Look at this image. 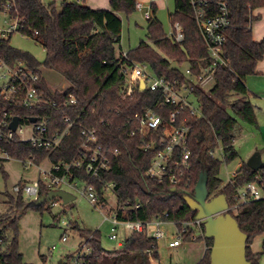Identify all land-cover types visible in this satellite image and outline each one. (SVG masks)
<instances>
[{"label": "trees", "instance_id": "obj_1", "mask_svg": "<svg viewBox=\"0 0 264 264\" xmlns=\"http://www.w3.org/2000/svg\"><path fill=\"white\" fill-rule=\"evenodd\" d=\"M5 1L0 0V4ZM221 1L227 3L230 19L222 47L226 64L216 66L214 81L208 89L194 91L202 116L189 119L191 169L188 185L182 184L172 191L166 182L147 177L153 152L144 150L140 136H130V132L137 128L134 115L145 107H154L155 94L136 90L132 97L121 99L120 93L127 69L133 63L146 64L156 76L166 78L180 75L186 67L197 73L199 67L210 63L190 0H174L173 11L168 14L171 26L177 23L181 27V43L173 42L164 33L153 4L151 18L146 20L147 40L140 41L125 56L117 53L122 28L118 14L131 15L135 11V0H109V9H91L84 5L85 0H9V16L18 19L28 35L38 32L37 42L42 45L45 58L39 63L29 53L13 48L11 36L0 39V58L9 64L24 62L39 76L37 88L50 101L60 104L72 95L76 103L68 107L43 106L25 110L0 98V116L7 110L25 123L30 116L45 117L53 130L65 126V117L74 123L70 135L52 152L38 150L29 142L15 139L11 142L0 140V155L18 161L33 155L38 165L45 160L69 162L78 156L82 144L80 127L95 126L99 128V143L116 149L117 155L99 179H91L81 170H72V179L92 183L100 199H103V186L113 184L112 191L119 203H139V208L128 212L131 219L142 222L162 219L177 226L194 220L196 212L186 205L183 197L193 196L202 172L207 173L209 198L224 194L228 206H232L236 191L254 182L264 169V164L254 170L242 162L237 176L225 183L220 178L221 165L235 160L238 155L233 146L238 123L257 126L254 107L248 100L246 78L256 74V66L264 57V41H254L251 30L252 23L260 19V15L253 13L264 8V0ZM41 67L61 76L68 87L51 91ZM101 121L104 125H100ZM218 148H221V155H212ZM3 161L0 158V163ZM50 191L41 185L38 198ZM2 195L6 201L5 211L0 213V264H23L18 244L19 219L27 211L40 214L49 211L59 200L37 205L36 201H27L21 193L4 192ZM229 213L247 236V261L259 264L264 255V242L260 253H253L250 245L256 236L264 237V199L241 205ZM73 229L84 238L77 250L83 244L88 249L82 256L83 264H150V260H159L157 242L144 234L131 233L120 248L107 251L101 245L99 231L83 230L75 224ZM202 229L204 231L203 226ZM202 240L205 252L195 264H210L212 240L204 236ZM72 257L67 256L61 264H71Z\"/></svg>", "mask_w": 264, "mask_h": 264}, {"label": "built area", "instance_id": "obj_2", "mask_svg": "<svg viewBox=\"0 0 264 264\" xmlns=\"http://www.w3.org/2000/svg\"><path fill=\"white\" fill-rule=\"evenodd\" d=\"M190 6L206 45L210 63L199 67L197 73H194L190 67H186L180 75L173 78L156 76L146 64L133 63L127 69L120 93L121 99L132 97L136 90L155 94L154 107H145L134 115L137 128L130 132V136L139 135L144 150L153 152L147 177L158 182H166L172 189L182 184L188 185L191 169L189 119L202 116L194 91L197 88L208 89L214 81L216 66L226 64L222 47L226 40L225 33L230 27L229 12L225 1L190 0ZM9 8V0L0 4V15L3 17L0 24V39L20 34L39 42L38 32L33 31L31 35L25 33L20 21L9 16ZM135 10L142 12L143 17L148 20L152 15V4L144 6L141 2L135 1ZM166 35L175 43H181L183 40L181 27L177 23L171 26ZM125 54L123 53V56ZM38 81L39 76L30 71L24 62L15 61L9 64L0 58V98L4 102L25 110H34L43 106L68 107L76 103L72 95H68V98L60 104L50 101L38 90ZM140 83L144 84L143 90H140ZM14 117L17 116L7 110L2 112L0 140L11 142L18 139L29 142L38 150L49 152L59 147L62 139L70 135L74 125L69 117H65L63 119L65 126L61 129L56 127L53 130L48 118L30 116L25 123L17 117L18 124L15 130H12L10 124ZM30 118H35V121L30 122ZM24 125L30 127V137L27 140L19 136L23 132L22 126ZM100 125H104L103 121ZM80 129L83 140L76 158L69 162L45 160L44 162L48 164V168L45 169L35 163V156L30 155L28 159L21 162L26 170L37 167L42 179L22 187L14 186L12 191L15 194L21 193L26 200L37 201L41 185L51 191H58L61 187L74 190L77 196L71 203L79 199L97 209L103 216V222L109 226L107 239L119 247L123 243L120 237L122 232L124 234H144L156 242L166 239V232L162 228L165 223H170L177 228L173 240L168 243L170 248L183 245L187 240L195 242L203 238V223L196 218L178 226L172 222H164L162 219L148 222L131 219L128 212L139 208V203L130 201L119 203L116 199L115 205L107 209V213L104 212L103 210L108 207L105 195L112 190L113 184L103 186L101 189L103 199H100L92 183L72 179V170H81L91 179H99L102 173L109 170L112 159L117 155V150L108 149L99 143L98 127H80ZM211 154L220 156L221 148ZM239 167L227 172V181L237 176ZM255 179L254 182H249L236 191L235 203L228 206V212H234L239 206L249 202L264 199V169L256 175ZM163 217H167V214ZM61 241H66V234L62 236ZM87 253L88 249L83 244L80 250L73 254L71 264H83L82 256Z\"/></svg>", "mask_w": 264, "mask_h": 264}, {"label": "rangeland", "instance_id": "obj_3", "mask_svg": "<svg viewBox=\"0 0 264 264\" xmlns=\"http://www.w3.org/2000/svg\"><path fill=\"white\" fill-rule=\"evenodd\" d=\"M49 1L44 0V2ZM135 1L141 2L144 6L155 2V0ZM156 1L158 2V0ZM165 1L159 0L155 16L161 23L164 33L167 34L171 29L168 14L173 11L174 0ZM85 3L97 7V9H109V0H85ZM260 13V19L252 24V34L256 40L264 41V8L261 9ZM118 16L122 22L120 42L117 45V53L119 54L135 48L140 41H146L147 39L146 19L143 17L142 12L135 10L129 16L123 13H119ZM2 19L3 17L0 15V24ZM10 45L15 49L29 53L39 63H42L45 58V51L40 43L20 34L11 36ZM40 70L51 91H61L68 87V83L58 74L43 67ZM246 86L249 91L248 100L255 109L257 126L242 122L238 123L233 144L238 155L235 160L221 165L220 178L224 183L226 182L227 172L235 170L238 162H246L255 150L262 152V158L264 159V58L258 63L257 73L246 78ZM22 129L23 132L19 136L25 140L29 139V125L22 126ZM217 157H219L218 154ZM0 158L4 159L0 163V213H3L6 198L2 193L16 195L12 191L14 186L22 187L26 184H32L38 179H42V177L39 175L37 167L26 170L21 161L8 159L3 155H0ZM40 167L47 169V162H42ZM60 190L68 192L74 197L77 196L75 191L69 188L61 187ZM105 198L108 207L103 210L104 212L114 206L116 202V196L112 190L107 192ZM74 224L83 230L99 231L100 242L105 250L118 249L115 243L107 239L109 226L103 222V216L97 209L79 199L66 207L58 201L51 206L49 211H44L41 214L27 211L19 219L18 244L23 254V264H57L59 261H66L67 256H72L79 243L84 240L78 231L73 229ZM173 229L171 226H163L165 232L169 231L170 233ZM64 234H66V241L62 242L61 238ZM126 235L123 232L120 233L122 238ZM263 242V236H256L251 244L258 247V253H260L263 251ZM157 243L159 253L157 264H183V260L188 257V254L183 251L176 254L165 248L164 240ZM53 247L55 249L52 250ZM42 258L45 260L43 261Z\"/></svg>", "mask_w": 264, "mask_h": 264}, {"label": "water", "instance_id": "obj_4", "mask_svg": "<svg viewBox=\"0 0 264 264\" xmlns=\"http://www.w3.org/2000/svg\"><path fill=\"white\" fill-rule=\"evenodd\" d=\"M144 84L140 83V90ZM35 118H30L34 122ZM18 118L14 117L10 128L15 130ZM247 165L256 170L261 166L258 155H253ZM207 173H200L194 187L192 197H183L186 205L196 212V219L201 220L204 228V238L212 240L210 248V264H250L246 259L247 236L240 230L237 221L228 212V203L224 194L209 198L207 191ZM175 191V189H172ZM58 199L62 205H67L74 200V196L68 192L58 190L50 191L46 196L37 199L40 205ZM29 201V200H27Z\"/></svg>", "mask_w": 264, "mask_h": 264}, {"label": "crops", "instance_id": "obj_5", "mask_svg": "<svg viewBox=\"0 0 264 264\" xmlns=\"http://www.w3.org/2000/svg\"><path fill=\"white\" fill-rule=\"evenodd\" d=\"M164 2H166V1L164 0ZM157 3H159V0H158V2L156 0H155V2H152V5L154 4L156 9H158ZM84 5L89 7V8H91V9H97V7H92V6H90V5L86 4V3ZM261 9H263V8H259V9L255 10L253 14L254 15H260V17H261V13H260ZM251 30H252V25H251ZM252 36H253V34H252ZM253 39L256 42H260V41L256 40L254 37H253ZM123 53H126V52H123ZM257 69H258V64L256 66V73H257ZM255 116H256V114H255ZM253 155H258L259 158H260L261 165L264 164V159L262 158V152H259V151L255 150V152H253V154L250 156V158ZM248 160L245 162L246 164H247ZM241 164H242V161L238 162V164L236 165L235 169H237L239 166H241ZM226 181H227V178H226ZM163 226H169V227L171 226V227L174 228L173 231H171L170 233H169V231L166 232L167 237H166V239H164L165 248H167L170 251H173L176 254H178L179 251H183V252H185V254H188V257L183 260V264H195L202 258L203 254L205 252V245H204V241L202 239H198L195 242H190V241L187 240L183 245L177 246L175 248H170L168 246V243L173 240V237H174V235L176 233V229L177 228L174 225L170 224V223H165ZM163 226H162V228H163ZM128 236H129V234H127L124 238H122V240L124 241ZM117 247L120 248L119 246H117ZM257 248L258 247H254V245H252V244L250 245V249H251V251L253 253H258L259 252L258 251L259 249H257ZM76 251H77V249L74 252H76ZM19 252L21 253L20 248H19ZM157 252H158V243H157ZM21 255H22V260H23V254L21 253ZM158 255H159V253H158ZM61 263H62V261H59L57 264H61ZM150 264H157V263L155 261L150 260ZM173 264H178V263H173ZM259 264H264V255L261 257Z\"/></svg>", "mask_w": 264, "mask_h": 264}]
</instances>
